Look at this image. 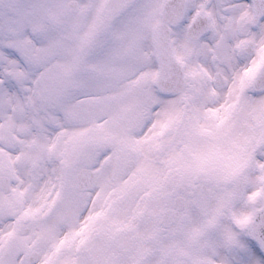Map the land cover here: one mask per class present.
I'll return each mask as SVG.
<instances>
[{
    "label": "snow or ice",
    "instance_id": "1",
    "mask_svg": "<svg viewBox=\"0 0 264 264\" xmlns=\"http://www.w3.org/2000/svg\"><path fill=\"white\" fill-rule=\"evenodd\" d=\"M0 264H264V0H0Z\"/></svg>",
    "mask_w": 264,
    "mask_h": 264
}]
</instances>
